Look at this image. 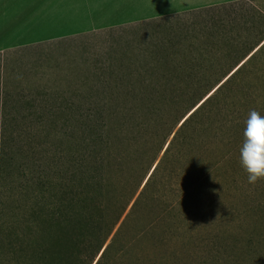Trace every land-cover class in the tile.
I'll return each mask as SVG.
<instances>
[{"label": "rangeland", "instance_id": "rangeland-1", "mask_svg": "<svg viewBox=\"0 0 264 264\" xmlns=\"http://www.w3.org/2000/svg\"><path fill=\"white\" fill-rule=\"evenodd\" d=\"M5 1L0 0V8ZM201 1L166 0L165 5L172 13L181 3ZM25 3L27 10L31 1ZM3 7L12 15L5 19L11 27L6 43L44 38L59 28L49 9L35 15L27 12L18 22L15 3L11 10L7 3ZM262 11L264 0H236L66 37L50 36L0 53V198L7 211L0 228V264H95L100 252L89 257L84 246L91 225H80L78 217L86 216V211L70 202V194L76 186L75 165H84L86 175L103 174L101 180L108 174L101 142L109 144L111 137L88 128L92 119L115 106L109 96L120 91V81H129L127 88L137 94L154 82L163 87L162 95L174 100L192 94L188 100L183 97L181 109L170 108L164 119L143 110L131 121L127 141L146 139L138 142L140 157L157 139L156 120L168 123L175 114L176 130L182 119L219 91L194 120V126L201 127L215 117L211 129L215 137H202L201 144L209 150L202 151L209 166L204 173L184 165V160L161 164L147 189L145 202L152 205L135 196L136 207L134 201L128 205L98 264H264V181L247 184L238 159L247 114L253 109L264 114V49L255 54L264 40L253 48L264 34ZM242 63L235 80L225 83ZM91 143L101 147L99 152L83 153ZM153 194L156 198H151ZM59 201L68 224L53 226L50 213L30 216L32 208L42 210ZM152 224L164 230H156L153 237ZM74 252L79 253L77 259Z\"/></svg>", "mask_w": 264, "mask_h": 264}, {"label": "trees", "instance_id": "trees-1", "mask_svg": "<svg viewBox=\"0 0 264 264\" xmlns=\"http://www.w3.org/2000/svg\"><path fill=\"white\" fill-rule=\"evenodd\" d=\"M262 13L264 17V11H262ZM263 40L264 34L261 36L259 42L253 48L258 47ZM263 49L264 43L259 46L255 54L257 55ZM244 64L245 63L239 65L233 71V73H231L233 75H231L225 81V83H232L236 77V75L234 74H236V72L241 67H243ZM128 85L132 84L129 81H120V91L111 93L109 96V103L115 104V106H109L110 108L108 107V109L105 111V116L98 115L96 118L92 119L90 121L91 127L88 128L91 133L96 134L98 132L97 134H100L102 136L104 135L106 136V138L111 137V141L109 142V144H106V142H101V144H103L102 147L104 150V157H106L105 165L106 167H108V174H106L103 180H101L103 176V174L101 173L98 174V176H100L101 178H97L96 173L94 172H90L88 175H86L84 174L85 172L81 170L85 167L84 165H75L73 173L76 186L73 192L70 194V202L73 203V205L75 204V206L80 205L82 207V210L86 211V216H81L78 218H80V225L83 222L87 226H89V224L91 225L90 230L92 231V234L89 236V240L85 242L84 246L85 250L90 251L89 257H96L100 252L95 264L101 263L103 258H105V256L107 255L109 245L104 246V244L113 228L121 218L122 214L125 212L128 205L135 200V196H141V203L146 201L147 189L153 184V180L156 177L155 175L158 173L161 164L163 162L170 161H175V163L178 164L181 160H184V165H189L192 170L196 168L197 170L199 169L200 172L204 173V171L209 169V166L207 165L205 155L202 156V151H204V153H207L209 150L205 148L204 144H201V142L203 141L202 137H215V133L213 132L214 130H211L214 129L213 122L215 117L210 118L206 123H202L201 127L194 126L196 125L194 124V120L196 116H199L202 112H204L205 105L203 104L210 101L215 96H218L219 91L215 93V96L213 98L212 95L209 96L202 104L203 106L201 105L197 110L191 112L176 130L175 128L178 119L177 117H175V114L172 115L174 116L172 118L170 116L171 120L168 123H166V120H164L163 123L159 124L156 120L157 125L154 124L156 134H154V136H156L157 139L154 140V142H150V152L146 154L144 158L140 157L141 152L137 149V146L139 144L138 142L146 139H140L139 141L138 139H136L137 142L135 143L127 141L126 135L130 131H132L131 121L133 119L139 118L140 113L143 110L151 111V114L153 116L157 117L159 115L158 118H163L165 113L169 112L170 108L181 109V101H183V97L188 100L189 96L192 94H188L177 100H174L172 98H168L166 95H162L164 93L163 87L157 84V82H154L153 85L149 86L141 94L134 93L133 89H128L127 87L130 88V86ZM158 86H160L159 89H157ZM191 106L193 108L195 105ZM109 111L110 113H108ZM188 112L189 110L186 112V114ZM185 115L183 116L185 117ZM165 144L167 145L164 150L163 156L159 159V154L164 148ZM182 147L184 148L182 149ZM100 148L101 147H99L95 143H91L85 149H83L85 150V152L83 153H90V149L97 150L99 152ZM81 151L78 152V155L83 157V153H81ZM157 161L158 163H156L142 190L138 192L141 182L147 174L146 172H148L153 164ZM139 162L141 164H139ZM135 165L140 167L138 169L139 171L130 172L129 169L131 167H135ZM147 165L148 168L146 169ZM110 169H113L115 173L111 174ZM118 171H120V173ZM126 172H128V174ZM122 175L125 177L124 179L122 178ZM122 184L126 186L123 187L121 186ZM119 188L122 189V192L120 194ZM114 192L117 193L118 196L115 197ZM0 194H2V191H0ZM63 197L64 196H62V198ZM151 198H156L155 194H153ZM135 202L136 201H134L133 203L134 207H136ZM145 204H148V206L152 205L151 203L146 202ZM31 210L32 215L30 216L33 218H35L37 215L41 217L42 215L40 214L43 213H50V215L48 216H50L52 219L49 221V223L53 226H60L62 224L61 222H63V224L69 223V220H64L65 206H63L62 203L60 204V201L52 204L50 207L43 208L42 210H38L35 208H32ZM71 212L73 215V212L76 211L75 209L71 208ZM6 213L7 211L4 208V201L2 200V198H0V228L3 222H6L4 221V218L2 219V217L6 216ZM73 220L75 219L73 218ZM43 222L46 223L47 221L43 220ZM166 224H168V222H166ZM78 228L79 230L81 229V227ZM156 230V225L154 227L152 224V228L150 231L152 232L153 237ZM163 230L164 229H158L157 231L160 232ZM159 237H156L157 241L163 243L161 240L162 238L160 239ZM74 240L75 238H73V241ZM80 252L81 251H79V253ZM79 253L76 254V252H74L73 256L76 254L75 258L77 259ZM79 262L81 261L79 260Z\"/></svg>", "mask_w": 264, "mask_h": 264}, {"label": "crops", "instance_id": "crops-1", "mask_svg": "<svg viewBox=\"0 0 264 264\" xmlns=\"http://www.w3.org/2000/svg\"><path fill=\"white\" fill-rule=\"evenodd\" d=\"M31 3L27 4L28 0H6V3L11 6L12 2L17 6L18 22L23 20V16L30 11L34 13L39 10L49 9L53 13L55 20L58 22L59 28L54 30L56 33L50 36L59 37L60 35L66 37L75 34L85 33L91 30L103 29L123 24H131L141 22L144 20L163 17L186 10H194L199 8L210 7L219 4L230 3L236 0H202L197 4L181 3L179 9L170 13L167 11L166 0H30ZM0 8V53L9 50L13 47H22L32 43L43 40L44 38H51L46 36L38 39H28L18 41L14 44L6 43L5 36L7 37L11 30L10 22H5V19L12 17L7 14L4 7ZM30 16V15H27ZM32 18V17H31ZM67 21L71 24L69 27L65 25ZM27 23V20L25 21ZM32 23V22H28ZM9 29V30H8ZM23 30L20 31L19 36Z\"/></svg>", "mask_w": 264, "mask_h": 264}, {"label": "clouds", "instance_id": "clouds-1", "mask_svg": "<svg viewBox=\"0 0 264 264\" xmlns=\"http://www.w3.org/2000/svg\"><path fill=\"white\" fill-rule=\"evenodd\" d=\"M238 153L247 184L256 185L264 181V114L254 109L249 111Z\"/></svg>", "mask_w": 264, "mask_h": 264}, {"label": "water", "instance_id": "water-1", "mask_svg": "<svg viewBox=\"0 0 264 264\" xmlns=\"http://www.w3.org/2000/svg\"><path fill=\"white\" fill-rule=\"evenodd\" d=\"M183 121H184V119H182L181 123H182ZM181 123H180V124H181Z\"/></svg>", "mask_w": 264, "mask_h": 264}]
</instances>
